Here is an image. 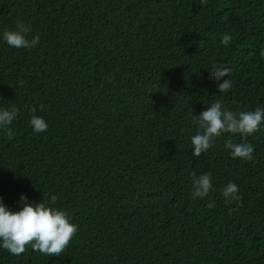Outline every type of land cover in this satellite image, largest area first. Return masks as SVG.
I'll return each instance as SVG.
<instances>
[{
  "label": "trees",
  "instance_id": "16d2710c",
  "mask_svg": "<svg viewBox=\"0 0 264 264\" xmlns=\"http://www.w3.org/2000/svg\"><path fill=\"white\" fill-rule=\"evenodd\" d=\"M17 20L40 41L0 39V107L20 108L14 138L0 131V197L18 209L21 194L55 196L78 230L60 255L0 248V264H264V127L200 157L190 143L216 100L264 105V0H0V32ZM213 64L231 68L228 92ZM228 140L251 143L253 160L231 158ZM192 172L212 174L209 197L191 198ZM229 181L239 206L223 200Z\"/></svg>",
  "mask_w": 264,
  "mask_h": 264
},
{
  "label": "clouds",
  "instance_id": "9594fccd",
  "mask_svg": "<svg viewBox=\"0 0 264 264\" xmlns=\"http://www.w3.org/2000/svg\"><path fill=\"white\" fill-rule=\"evenodd\" d=\"M31 32V24L17 20L14 29L0 32V39L9 47L31 49L40 41L39 35H32L29 38ZM231 40V35L224 33L220 43L228 47ZM260 55L264 58V49H261ZM208 69L209 78L218 82L219 93L228 92L232 88V81L229 78L232 70L229 66L213 64ZM43 110L44 106L40 105L39 111ZM29 112V125L32 131L46 132L49 127L48 122L42 115L37 114V107H30ZM19 114L20 108L15 105L0 107V131H3L10 140L14 138L11 125ZM193 123L197 126V131L190 137L192 155L200 157L213 146L216 138L224 133L239 134L242 138H246L260 131L264 127V105H259L253 110L234 112L218 99L209 104L206 110L193 115ZM224 147L229 150L233 159L245 162L253 160L255 148L251 143H233L228 140ZM190 176L191 198L203 200L209 197V193L213 190L212 174L208 172L197 175L196 172H192ZM221 195L226 204L235 202L239 206L242 200L239 186L234 181H229L223 186ZM55 200L56 197L51 196L49 202H45L44 199L39 202H29L28 196L21 194L18 209H12L0 197V248L14 256L23 254L26 246L29 245L33 251L46 256L64 253L76 234L78 225L73 222L67 210L53 206ZM207 207L214 208L215 202L209 199Z\"/></svg>",
  "mask_w": 264,
  "mask_h": 264
}]
</instances>
